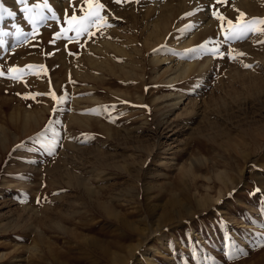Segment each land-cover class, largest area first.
Wrapping results in <instances>:
<instances>
[{
    "label": "rangeland",
    "instance_id": "374dc122",
    "mask_svg": "<svg viewBox=\"0 0 264 264\" xmlns=\"http://www.w3.org/2000/svg\"><path fill=\"white\" fill-rule=\"evenodd\" d=\"M100 2L108 26L52 44L84 0H27L35 23L0 0V264H264V33L228 39L213 0Z\"/></svg>",
    "mask_w": 264,
    "mask_h": 264
},
{
    "label": "snow or ice",
    "instance_id": "6c2138e0",
    "mask_svg": "<svg viewBox=\"0 0 264 264\" xmlns=\"http://www.w3.org/2000/svg\"><path fill=\"white\" fill-rule=\"evenodd\" d=\"M25 2V8L24 11H27L29 13L30 19L33 21V23L37 22L38 20L46 19L43 10L36 12L34 9H43L47 8L48 5H40L37 4L33 7L27 6V0H24ZM117 4L121 3H131L132 0H115ZM72 0H69V4L71 5ZM84 3L87 5V7L83 8V15H71L67 19V28H62L61 30L54 33V39L50 41V43L55 44L56 39L63 36L67 32H75L76 38H79L84 33H89V36H94L95 33L90 31V28L96 27H106L107 25V18L103 15H101V11L105 9L106 5L104 3H101L100 0H84ZM227 0H213V3L208 5L209 10L211 11V15L214 16L217 20L221 21V28L224 29V22L226 21L227 24V30L224 31V35L232 40V39H242L249 33H264V18H252L251 20H245L246 14L244 12L239 13V17L236 23H234L231 19H227L223 14H221L216 8V5L219 4H226ZM239 11V10H237ZM4 14H10L7 9H4L3 7H0V16ZM186 15H191V13H186ZM56 17H53L55 19ZM259 25V27H257ZM28 36L35 37L36 31L33 30L31 33H27L25 35V39H28ZM71 39V38H70ZM260 43H264V41H259ZM36 44H33V47H36ZM197 49H204L207 51H213V49H210L207 47V44H201L198 45L196 48L190 49L191 52H196ZM155 51V50H154ZM49 55H52V53H49ZM73 55H76L75 53ZM240 55H244L243 53H240ZM234 58V57H233ZM246 68L253 67L251 64H245ZM28 68H32V65H28ZM43 68L44 66H39ZM21 69L19 67H10L8 69V76L7 78L19 80L20 76H12L11 73H18ZM6 74L0 68V77H4ZM17 95H24L25 99H34L36 96L45 95V96H52L53 99L57 101V110L60 105L61 100H67V96L57 97L54 90H51L47 93H29V94H21L17 93ZM125 103H128L125 101ZM147 107V106H144ZM261 191L258 187H254L253 193ZM253 193H250L253 194ZM39 202V201H38ZM257 246L264 247V241L259 243ZM236 255H239V252H236Z\"/></svg>",
    "mask_w": 264,
    "mask_h": 264
},
{
    "label": "bare ground",
    "instance_id": "6f19581e",
    "mask_svg": "<svg viewBox=\"0 0 264 264\" xmlns=\"http://www.w3.org/2000/svg\"><path fill=\"white\" fill-rule=\"evenodd\" d=\"M208 11V10H207ZM176 14V13H175ZM172 19H175V15H172V14H170V15H168L165 19H164V22H162V25H163V27L164 28H168L169 27V25L168 24H170V22H172ZM205 19V18H204ZM210 23V22H209ZM213 23V22H212ZM203 24V23H202ZM157 26H159V24L157 25ZM206 26V25H205ZM207 26H209V25H207ZM210 26H212V25H210ZM151 28V27H150ZM206 28H209V27H206ZM197 31V30H196ZM155 36H159L160 34H159V32H157V31H153L152 32ZM174 35V34H173ZM159 38V37H158ZM104 44H105V46H110L111 45V43H110V41L108 40V41H106V40H104ZM103 44V45H104ZM108 48V47H107ZM124 48V47H123ZM101 49H103V47L101 48ZM99 50V49H98ZM135 50V49H134ZM133 54V53H132ZM157 57V56H156ZM170 57V56H169ZM88 58V57H87ZM93 58H91L90 60H92ZM167 59H169L168 58V56H164V58H162L161 60H167ZM95 60V59H94ZM99 60V59H98ZM153 60H155V59H153ZM157 60H158V58H157ZM161 60H159V61H161ZM93 61V60H92ZM107 60H105V62H106ZM162 62V61H161ZM99 63V62H98ZM103 63V62H102ZM108 63V62H107ZM109 65V64H108ZM104 66V65H103ZM194 67V64H192V63H189V62H179L177 65H176V67H175V70H173V72L172 73H174V77H172V79H171V81H174V80H177V79H179V78H181V77H183V76H186L187 75V73L188 72H190L191 71V69ZM194 69V68H193ZM186 74V75H185Z\"/></svg>",
    "mask_w": 264,
    "mask_h": 264
}]
</instances>
